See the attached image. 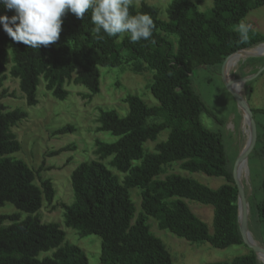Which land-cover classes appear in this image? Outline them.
<instances>
[{"label":"trees","instance_id":"trees-1","mask_svg":"<svg viewBox=\"0 0 264 264\" xmlns=\"http://www.w3.org/2000/svg\"><path fill=\"white\" fill-rule=\"evenodd\" d=\"M203 1L171 0L166 19L158 17L154 5L131 3L130 15L147 14L155 25L149 40L136 43L131 42L129 33L114 37L101 33L104 39H96L91 10L82 19L66 13L59 40L39 49L12 41L0 26V87L10 58L9 73L18 79L28 106L37 102L40 76L46 90L62 100L68 94L64 88L67 82L83 85L90 92L88 96L97 93L101 66L138 60L153 71L149 90L156 104L149 105L129 93L123 98L127 104L125 115L115 109H99L97 130L115 138L95 140L98 159L82 161L71 171L73 200L61 204L65 226L81 236L93 234L100 238V264H175L163 242L150 231L146 216L153 217L159 229L191 242L206 241L215 248L243 244L231 174L233 157L227 158L220 132L200 122L201 111L209 113V109L193 90L189 75L197 67H219L230 53L263 43L264 34L254 29L248 42H240L236 27L250 10L263 6L264 0H213L210 9L200 11L198 5ZM14 14L0 5V15L10 18ZM5 92L2 89L0 97ZM26 116L24 109H7L0 102V206L8 202L26 213L23 219L17 213L0 214V264H88L82 248L65 241V232L58 223L42 222L36 214L42 200L49 203L54 197L51 179L39 176L41 166L33 169L22 159L10 156L20 149L11 127ZM255 123L257 137L248 163L254 158L260 160L262 179L247 198L248 227L255 241L264 245V128ZM165 129V139L146 151L143 144L156 140ZM74 130L72 124H65L54 133ZM108 157L110 166L123 173L122 180L102 162ZM175 162L182 170L225 180L211 188L175 172L156 178L165 165ZM133 187L140 189L141 212L132 221L135 207L128 190ZM184 199L212 206L211 233ZM5 220L9 223L4 224ZM49 250L50 255L37 257ZM204 264L262 263L247 248L246 253L229 260Z\"/></svg>","mask_w":264,"mask_h":264},{"label":"rangeland","instance_id":"rangeland-1","mask_svg":"<svg viewBox=\"0 0 264 264\" xmlns=\"http://www.w3.org/2000/svg\"><path fill=\"white\" fill-rule=\"evenodd\" d=\"M171 0H131L132 4L139 5L146 2L158 9V17L166 19V8ZM213 0H204L198 5V10L207 11L212 7ZM252 29L264 34V5L250 10L243 18ZM173 39L172 36H169ZM259 47V45H256ZM253 50V49H251ZM11 60L6 64L5 76L0 92L4 89L5 96L0 97L7 109L22 108L27 116L18 121L11 130L20 142V149L10 154L20 158L33 169L41 166L40 177H48L54 187V197L51 202L42 200L37 215L42 222H56L65 232V241L75 244L84 251L88 264H100V238L89 234L81 236L71 227L63 223V211L61 204H69L73 200L70 184V173L82 161L98 159L95 152V140L111 141L115 137L107 131L97 130V116L99 109H115L123 116L127 112V104L123 98L127 94H136L147 104H156V99L149 90L153 71L144 63L136 60L128 63L122 62L118 66L99 67V91L90 92L80 84L67 82L64 88L68 94L62 100L51 95L45 88V81L40 76L36 87L37 102L34 105L26 104L23 93L18 86V79L9 73ZM227 77H244L255 74L254 77L239 84L240 93L247 100L252 110L254 120L264 128V53L258 52L254 56H240L226 71ZM191 86L201 97L209 113L201 111L200 122L212 131H218L222 135L227 158L233 161L242 148L247 137V125L242 113L232 95L226 89L222 78V67L201 66L190 73ZM237 85V84H236ZM9 93H13L10 95ZM72 124L75 130L63 134L54 131L65 125ZM168 129L161 131L156 140L146 141L143 147L146 151H152L156 142L165 139ZM68 146L58 154H50L52 151ZM109 157L102 160L108 169L118 175L122 180L123 173L109 164ZM241 177L247 198L255 192L262 179V168L259 159H252ZM179 173L193 178L211 188H216L224 182L221 176H208L200 172H189L179 167V162L165 165L156 178H163L169 173ZM39 183L38 177L35 178ZM129 195L134 204V218L141 212L140 189L129 188ZM190 210L207 224L208 231L212 232V206L196 201L184 199ZM17 213L20 219L26 213L19 211L11 203L0 206V214ZM146 223L150 231L158 237L168 250L175 264H204L206 262L229 260L235 255L247 252L244 244H234L225 248H215L206 241L191 242L178 237L166 229H159L157 221L146 216ZM4 224L9 221L5 220ZM254 231V230H253ZM252 231V233H254ZM254 236V234H253ZM52 250L42 251L37 257L50 255Z\"/></svg>","mask_w":264,"mask_h":264},{"label":"clouds","instance_id":"clouds-1","mask_svg":"<svg viewBox=\"0 0 264 264\" xmlns=\"http://www.w3.org/2000/svg\"><path fill=\"white\" fill-rule=\"evenodd\" d=\"M130 4L131 0H0V5L15 12L10 18L0 15V26L12 41L39 49L59 40L66 13L82 19L91 10L96 39H104L101 33L108 37L129 33L132 43L149 40L155 27L152 18L147 14L130 15ZM251 29L243 20L238 23L240 42H248Z\"/></svg>","mask_w":264,"mask_h":264},{"label":"water","instance_id":"water-1","mask_svg":"<svg viewBox=\"0 0 264 264\" xmlns=\"http://www.w3.org/2000/svg\"><path fill=\"white\" fill-rule=\"evenodd\" d=\"M263 43H259L258 45H262ZM257 46L251 48L255 49ZM251 49H238L229 55L225 57L223 60L221 67H222V78L224 85L228 92L232 95L233 99L235 100L238 108L240 109L242 113V117L245 120V123L247 125V137L244 145L242 148L239 150L237 155L234 158L233 164H232V169H231V174H232V179L233 183L236 187V206H237V222H238V230L241 236L242 243L248 248L251 249L255 257L258 261H260L262 264H264V245L259 244L255 241L253 238L249 227H248V214H249V203L247 201V195L244 190V185L239 177L238 174V165L245 161L246 162V169H247V159L248 155L252 151L255 142H256V137H257V131H256V123L253 118V113L251 108L249 107V104L247 100L243 97V95L240 93L239 87H233L234 84H241L248 79L252 78L255 76L249 75V76H244V77H233L229 78L227 77L225 73V63L226 60L235 53H240L241 56H254L258 52H253Z\"/></svg>","mask_w":264,"mask_h":264},{"label":"bare ground","instance_id":"bare-ground-1","mask_svg":"<svg viewBox=\"0 0 264 264\" xmlns=\"http://www.w3.org/2000/svg\"><path fill=\"white\" fill-rule=\"evenodd\" d=\"M253 52H263L264 53V44L260 45L259 47L255 48L252 50ZM240 53H235V54H232L227 60H226V63H225V71L240 57ZM236 85V84H234ZM233 85V87H234ZM238 87H239V84H237ZM246 162L243 161L241 162L239 165H238V174H239V177L241 178L242 175L244 173H246Z\"/></svg>","mask_w":264,"mask_h":264}]
</instances>
